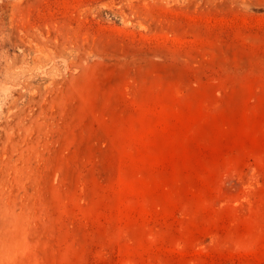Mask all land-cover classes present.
<instances>
[{
	"label": "rangeland",
	"instance_id": "374dc122",
	"mask_svg": "<svg viewBox=\"0 0 264 264\" xmlns=\"http://www.w3.org/2000/svg\"><path fill=\"white\" fill-rule=\"evenodd\" d=\"M0 264H264V0H0Z\"/></svg>",
	"mask_w": 264,
	"mask_h": 264
}]
</instances>
